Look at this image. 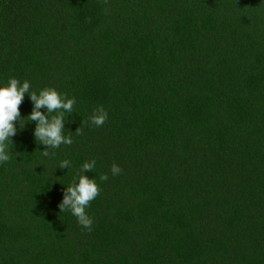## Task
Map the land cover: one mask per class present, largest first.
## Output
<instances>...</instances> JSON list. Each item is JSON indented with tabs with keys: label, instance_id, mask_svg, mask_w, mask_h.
<instances>
[{
	"label": "trees",
	"instance_id": "obj_1",
	"mask_svg": "<svg viewBox=\"0 0 264 264\" xmlns=\"http://www.w3.org/2000/svg\"><path fill=\"white\" fill-rule=\"evenodd\" d=\"M13 77L76 103L73 143L45 157L25 94L0 264H264V0H0V87ZM92 160L89 231L58 205Z\"/></svg>",
	"mask_w": 264,
	"mask_h": 264
},
{
	"label": "clouds",
	"instance_id": "obj_2",
	"mask_svg": "<svg viewBox=\"0 0 264 264\" xmlns=\"http://www.w3.org/2000/svg\"><path fill=\"white\" fill-rule=\"evenodd\" d=\"M30 94L33 103V110L27 116L28 121L36 122L34 129V137L38 143L45 145L42 153L43 156H54L47 149L59 148L62 144L71 145L73 140L71 136H65L63 129L65 128V113H73L76 103L75 98H67L66 94H61L53 87H45L37 92H30V83L25 80L21 83L17 78H10L8 83L0 87V163L10 160L8 152V144L12 143V137L17 134L15 122L20 121L21 112L20 105L25 94ZM46 108L47 112L41 111ZM55 113L54 115H50ZM108 119V113L101 105L94 109L90 116V122L96 127L103 126ZM23 128V127H21ZM77 134H82V130L78 127ZM70 161L63 160L58 168H69ZM96 161H86L76 179L64 189L63 199L58 207L60 212L70 211L77 218L78 223L85 229L91 231L93 219L87 214L86 208L99 195L100 188L94 178L86 175L87 172L93 171ZM122 168L113 163L111 165V174L113 176L120 175ZM108 175L101 174L100 180L107 181Z\"/></svg>",
	"mask_w": 264,
	"mask_h": 264
}]
</instances>
